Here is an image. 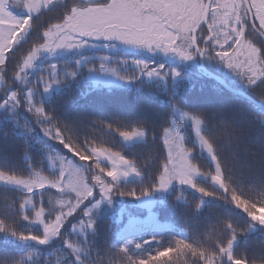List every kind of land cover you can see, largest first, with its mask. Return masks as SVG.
<instances>
[{
	"label": "snow or ice",
	"instance_id": "obj_1",
	"mask_svg": "<svg viewBox=\"0 0 264 264\" xmlns=\"http://www.w3.org/2000/svg\"><path fill=\"white\" fill-rule=\"evenodd\" d=\"M185 69L254 124L190 106ZM254 129L264 0H0V264H264Z\"/></svg>",
	"mask_w": 264,
	"mask_h": 264
},
{
	"label": "trees",
	"instance_id": "obj_2",
	"mask_svg": "<svg viewBox=\"0 0 264 264\" xmlns=\"http://www.w3.org/2000/svg\"><path fill=\"white\" fill-rule=\"evenodd\" d=\"M113 55L132 57V56H137L138 54H131L127 52L125 53L124 51H119L113 53ZM65 59H68V57H65ZM185 72L188 74L189 79L186 81L184 85V91L189 99L190 106L205 107L208 108L209 110H217V109L223 110L237 117L246 118L245 119L246 126L249 124H254V122L252 121V113L255 110V112L259 114L260 113L259 109H254V106L249 102L243 104L242 102L237 101V99L240 98L229 94L228 92H226V90L223 87L217 85L210 78H201L194 73H189L187 71ZM242 100L243 99H241V101ZM112 102H119V99H114ZM248 139L250 143H252V146L255 147L257 140L264 141V136L261 135L260 131L254 129L252 134L248 137ZM148 156L149 153L143 154L144 159H147ZM252 194L253 195L256 194L255 190H253ZM190 195L195 196L198 194L190 193ZM117 211H119V208L117 209ZM231 211L234 215L238 217L243 216V214L240 213L238 210L232 209ZM162 215H167V213H162ZM145 232L149 233L150 228H145ZM145 238H150V237L149 235L146 234Z\"/></svg>",
	"mask_w": 264,
	"mask_h": 264
},
{
	"label": "rangeland",
	"instance_id": "obj_3",
	"mask_svg": "<svg viewBox=\"0 0 264 264\" xmlns=\"http://www.w3.org/2000/svg\"><path fill=\"white\" fill-rule=\"evenodd\" d=\"M211 71H215V69H213V68H209ZM185 71H187V72H189V73H194V74H196L198 77H200L199 75H198V71L196 70V69H185ZM229 79H231L232 80V83H231V85L233 86V87H235V88H239L240 86H239V83L237 82V81H235V79L234 78H231V77H229ZM233 100H234V98H233ZM237 101H240V102H242L243 104H245L246 102H248L247 100H242L241 101V98L240 99H237ZM157 195H159V194H157ZM145 228H150V227H148V226H145Z\"/></svg>",
	"mask_w": 264,
	"mask_h": 264
},
{
	"label": "water",
	"instance_id": "obj_4",
	"mask_svg": "<svg viewBox=\"0 0 264 264\" xmlns=\"http://www.w3.org/2000/svg\"><path fill=\"white\" fill-rule=\"evenodd\" d=\"M214 80H215V79H214ZM215 81H217V80H215ZM219 84H220V83H219ZM220 85H222V86H223V87H224V88H225L227 91H229L230 93H232V94H233V92L229 90V88H232L230 85H229L228 87L224 86L223 84H220ZM248 96L252 97V96H251V95H249V94H248ZM252 99H253V100H255V98H254V97H252Z\"/></svg>",
	"mask_w": 264,
	"mask_h": 264
}]
</instances>
